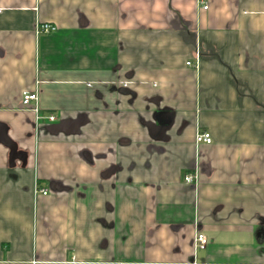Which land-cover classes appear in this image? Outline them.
I'll list each match as a JSON object with an SVG mask.
<instances>
[{"label":"crops","instance_id":"obj_1","mask_svg":"<svg viewBox=\"0 0 264 264\" xmlns=\"http://www.w3.org/2000/svg\"><path fill=\"white\" fill-rule=\"evenodd\" d=\"M0 264H264V0H0Z\"/></svg>","mask_w":264,"mask_h":264},{"label":"built area","instance_id":"obj_2","mask_svg":"<svg viewBox=\"0 0 264 264\" xmlns=\"http://www.w3.org/2000/svg\"><path fill=\"white\" fill-rule=\"evenodd\" d=\"M204 8L207 9V7H204ZM56 30H57V28L51 24H38V26L36 28V33L38 35H41V34L48 35V34L56 32ZM188 65L191 66L192 63H188ZM198 65H199V58L197 57L195 67H198ZM22 103H23L24 108L31 109L34 113H36V115L39 114V112H40L39 95L37 92L25 93L23 95ZM48 120L51 122H54V121H56V117L54 115H50L48 117ZM212 143H213V138L208 132H201V131L197 132V134H196V144L197 145H200V144L210 145ZM185 181L188 184H195L197 180H196V177L194 175H188L185 177ZM36 194L46 196V195H48V191L46 189H41V188L37 187ZM207 245H208L207 236L204 234H201V233H197L196 242H195L196 250L204 249Z\"/></svg>","mask_w":264,"mask_h":264}]
</instances>
